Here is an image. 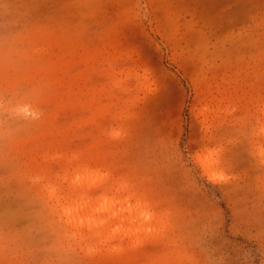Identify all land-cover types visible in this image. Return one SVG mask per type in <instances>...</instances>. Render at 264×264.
Listing matches in <instances>:
<instances>
[{"label": "rangeland", "instance_id": "1", "mask_svg": "<svg viewBox=\"0 0 264 264\" xmlns=\"http://www.w3.org/2000/svg\"><path fill=\"white\" fill-rule=\"evenodd\" d=\"M0 264H264V0H0Z\"/></svg>", "mask_w": 264, "mask_h": 264}, {"label": "bare ground", "instance_id": "2", "mask_svg": "<svg viewBox=\"0 0 264 264\" xmlns=\"http://www.w3.org/2000/svg\"><path fill=\"white\" fill-rule=\"evenodd\" d=\"M97 175L90 173L78 174L73 180L75 183H86L97 179ZM120 206L125 205L121 200L112 199H101L92 200L88 198H83L81 201H72L70 205L62 208V215L66 218L68 225L73 227L86 228L90 232L101 230V232L106 233L107 238L110 240L115 238L119 232L117 225L109 228H105L108 219H116L118 223L135 221V208H130L127 212L123 214ZM135 206V205H133ZM140 232V228L132 227L125 231L124 236L135 238L137 233Z\"/></svg>", "mask_w": 264, "mask_h": 264}]
</instances>
